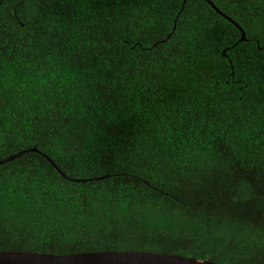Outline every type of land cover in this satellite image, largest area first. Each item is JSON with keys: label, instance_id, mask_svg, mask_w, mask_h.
Returning <instances> with one entry per match:
<instances>
[{"label": "trees", "instance_id": "1", "mask_svg": "<svg viewBox=\"0 0 264 264\" xmlns=\"http://www.w3.org/2000/svg\"><path fill=\"white\" fill-rule=\"evenodd\" d=\"M180 2L0 0V249L264 264V0Z\"/></svg>", "mask_w": 264, "mask_h": 264}, {"label": "water", "instance_id": "2", "mask_svg": "<svg viewBox=\"0 0 264 264\" xmlns=\"http://www.w3.org/2000/svg\"><path fill=\"white\" fill-rule=\"evenodd\" d=\"M185 0H181L178 11L182 8ZM217 14L232 23L239 31L237 40L244 39V33L240 25L232 18L218 9L211 0H204ZM178 13V12H177ZM175 19V17H174ZM174 19L171 28L174 27ZM156 40L153 44L166 39ZM226 48V47H225ZM225 48L221 53L224 54ZM37 151L50 165L63 177L65 175L56 167L52 160L34 146L18 150L0 158V163L9 160L25 151ZM68 178V177H67ZM70 179V178H69ZM0 264H221L212 260L182 255L173 252H155L143 249H104L84 250L67 253H52L34 250L0 249Z\"/></svg>", "mask_w": 264, "mask_h": 264}]
</instances>
